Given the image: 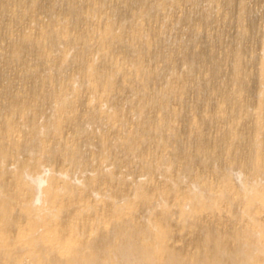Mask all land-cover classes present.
Instances as JSON below:
<instances>
[{
  "label": "bare ground",
  "instance_id": "obj_1",
  "mask_svg": "<svg viewBox=\"0 0 264 264\" xmlns=\"http://www.w3.org/2000/svg\"><path fill=\"white\" fill-rule=\"evenodd\" d=\"M35 1L36 0H5V2H6L5 5H8V7H10V4H11V5H13V8L14 7L21 8V9L25 8L27 10V12L29 11V13H30L31 12L30 10H33V9L36 8V7H34L37 4V3H34ZM59 1L57 0L56 2L59 3ZM75 1L76 0H62L61 2L65 3L63 5L60 4L61 2L58 5H56V2H53L51 4V7L50 8L48 7L49 10L52 9V10H50L47 13V18H48L49 25H48V23L46 21L47 26L45 25L46 24L45 23V24L42 25L43 27H41V30H43L44 34L40 31L42 36L40 38H38V40H35L37 38H33L32 39L31 38L32 36L31 37L28 36L29 34L28 35H24V36L23 35L21 36L19 34L18 36L23 37V38H21V40L18 39V41H20V42H18L17 40H16V42L15 41L11 42V40H13V39H11L12 37L10 36L11 38H8V36H7V35H10L11 30H9V28H6V27H9V25H10V27L12 26L11 24L14 23L13 20H14L15 17L11 18V20H12V21H10L11 23L8 22L10 19L7 20L8 23H3L4 19L8 18V17L6 18V16L10 15V14H9L8 9L4 10L7 6L4 8L3 4L1 3L2 4L1 8L3 7V10L0 8V10H2V11H0V26H1V23L2 24H6V25L8 24L5 28L7 30H9V34H6L7 38L5 36V38L3 40H4V42L8 40V44H10L9 42L12 43V48H11V50L13 51V54H11V55H13L12 57H14L15 59H19L20 60L21 56L24 57L27 52H28L27 54L29 55V52H30L31 55L30 56L27 55L28 58L30 57V59H31V57L33 56L32 54H34V56L38 55L39 59H38L37 56H35L34 59L36 60V57H37V59L40 62L42 61L43 64H45V65L47 64V66L57 62V60L59 58L57 59L56 57H58V56L61 57L60 58V60L62 62V63L60 62L61 63V68H59V70L57 72H56V69L54 70V69H52V67L50 69L48 67H46V68L44 67L45 70H46V71L43 70V71H45L44 73H43L42 70L40 71V69H37L38 71L43 73V76H41L42 73L40 75L38 74L39 77H38V75H35L36 76L35 79H38V81L42 82V85H40V86L37 85V87L39 86L38 87L39 89L41 87L43 88V86L45 87V89L47 88L46 86H48V87L51 86L52 83L56 79L55 76H58V74L61 73L62 71H64V69L66 70V68L72 69V66L74 67L76 65V68H78V71H76L75 68L73 69V70L76 71L75 75L71 76L73 82H71V83L69 82L70 84H64V85L61 84V86L63 85L62 87L59 85L60 89H61V90L59 89L60 92H61V93L59 92L60 97H58V98L56 97L54 99H50L51 96H48L49 97L48 100L50 99L49 102L47 101L48 103H50L48 105L52 106L51 108L54 110L55 113H54V115L52 114L53 117H49V114H48L49 118L47 117V114H45L46 116L45 115L44 116L47 117V118H45L46 120L43 119L44 121L42 120V122H41V120H39L40 118L39 119L36 118L37 117L36 116V114H37L36 112H39L42 108H44L43 107L45 105L44 102L47 103L46 102L47 99H45V101H44V99H42V98L44 96L47 97L45 94L50 95V93L45 92V94H42L43 96L41 95V93L44 92V91H48V90L43 89L44 91H42V92H41V90L38 91V94L41 92L40 95L42 96L41 97V99L43 101V102H41L42 103V108L38 105L39 102H37L36 105H34L32 103L35 107L37 106L36 108H38V106L40 107V109L38 108L39 111L35 107L31 106L32 104H31V102L29 103L27 101L28 99H26V101H27V104L29 103V105L24 104V102L26 103V101H24L25 99L21 103L20 100L22 101L23 98L22 97H21L22 99L18 98L19 94H20L19 92L16 93L17 95L13 92V94H15L17 96V98L19 99V102L21 104V105H18V104L16 105L15 104L16 106L15 105H14L15 107L13 106L14 110H11L12 109L11 105H13L11 103L12 102L15 103L16 101H12V100L9 99V101H11V103L6 102V104L3 103L6 100L3 101V102L1 101L3 104H5V106L7 105V103H8V105L9 104L10 105L9 106L7 105V108L4 107L3 104L0 105V125H1V127H3L5 129V134H0V264H223V263L226 264L227 262H228L227 264H264V246H262L264 244L260 242L261 240H259L260 236L262 237V235H264L263 234L264 231H262V233H261L262 235H260V232H261L260 230H264V229H261V228L264 227V224H263V227L261 226V228H259V229L250 228V226L248 228V226H247L248 224H246L247 228H245V229H242L244 227H240L241 229L239 227H238L239 229H237V228H235V229H233V228H231V229L230 228H225V229L220 228L219 229L218 228L217 229V227H215V226L212 227V228L207 227L208 225H210V224H208L206 226L207 229H205L206 227H203L204 229H202V230L204 232L201 231V232H203V235H200V236H203V237H202L200 243L197 242L198 243L197 244L198 252H197L196 255L191 254V256H189L187 253L183 252L182 250H177V248L174 249V248L171 247V244H170L169 240L171 238L172 233H171V229H170L168 223H169L170 220L172 221V219L176 216L175 212L177 211V209L178 210L179 209L180 210L181 209L186 210V209L189 208V203L185 202V200H188V201L194 200L196 198V196L198 195L196 193H198L199 190L194 191V192L191 190L192 193L191 194L188 193V194H190V196H188V197L186 196L187 194H182L180 196L181 199H179L177 201V204L175 206L177 209H173L172 208L173 205L172 206L168 205V200H167V196H166L167 193H166V195L163 194V193L162 194L160 193L159 194L160 195L159 196L160 197L159 201L156 200L157 204L153 203L151 205V202H152L151 201V199H152L151 194H148L145 191H144V193L140 192V189L139 190L136 189L137 194L135 193V195H137V197H136L137 200L136 201L134 200L133 203L129 201L131 203V205L127 204V206L126 205H121L122 203L125 202L122 199H119L120 201L118 199H114V202L112 204H110L109 207L107 209H105V210H104V208L103 209L99 208L97 206L99 204H97V203H96L97 205H95V203L94 204H89L87 202H80L78 200L77 201L70 200V201H68L66 203H63L65 201V196H64L65 194L63 193L62 190L70 192L71 197H76L77 196V189L74 188L73 187L74 185L70 184V182L67 183V181H66V183H65V181H63L64 182V186L61 185L62 187L61 186L59 187V185L56 182V180H57L56 174L52 173L51 169H50V167H52V165H48V166L46 165V162H47L46 160L48 158L47 155L40 153L41 155L38 157L37 155H38L39 152H36V149H38V147L32 146L29 143L30 142L32 143V140L38 139V138H41V137L42 138L40 139V141H43L46 138L45 135L49 134V133H53L52 136H55V139L57 138V139H59L61 141L62 140V135H63L62 130L64 129V125H66L67 123L74 125L75 126L74 128H76V131H77V135H79L80 134L79 133L80 132V130H79L80 126L78 127V123L77 122H79V124H80L79 115H81V114H79V113H81V112L79 111V113H78V110L76 109L77 106H78L77 103H81L82 104V102H84L83 101L84 99L87 100L86 98L80 100V98L81 97L83 98V96H84V95H82L81 97L79 96L82 91L88 92L87 96H89V98L87 100V104L89 105L88 108H91L90 111L92 110L90 113H88V115H87L88 118H86L84 120V121H87L88 125L91 122H92V124H94V122H95L94 120L96 119L95 117H99L97 110H99V113H101L100 115H102V116H100V118L102 117V119H104V121L107 120L106 122L109 121L110 123L113 122V121H115L116 123L118 122V120L120 119V118H118L119 115H116L114 113L113 114H111V113L108 114L106 112L109 111V110L105 111L106 105H109L110 103H112L114 101L113 99H115V98L117 99V97H118V96L116 97V95H115L116 93H114L115 90H117V92H118V89L115 88V87H118L119 89L121 88L122 91H124L123 89H125V90L128 89L133 94H134V92H137V94H135V95L139 94V96L141 98L139 96H137V99L140 98L138 100L137 106L139 107V110L141 111V112H139L140 115L138 113V117H140V118H138L139 119L138 121H140V120H144V119H141L143 117L142 110L144 111V109H146V107H149V106H151L149 108H151V109L154 108V110H156V108L159 109V110L160 109H164V108H161V105L163 104V102H167L168 100H170L171 96H173L174 91L177 90L176 87L181 85L179 82H181L183 84L186 81H188V79L190 80V78H187L186 80L183 79V78H186V75H188V74L190 75L191 74V76H192L191 78H193L194 75L196 74V72L197 71L199 72V70H197L198 67H196V65H197L196 63H195L196 65H195L192 61H188V62L186 61V64H187L186 65L184 60H183V57H182L181 61H183L184 67L186 68V71L188 72V74L185 71L184 73H186V75L182 79H181L180 76H183V74L182 75L181 74L179 75V73L177 75L175 74L178 77H176L175 75L169 74L171 71L170 72L169 71L166 72V70H170L171 69V65L172 64H176L175 63L176 59H174V60L172 59V61H171L172 63H171L170 66H165L167 64V60H165V62H164V60H162V59H164V58L170 59L171 56L169 58H167L168 56L164 57V55H165L164 53H163L164 55L163 54L159 55V57L160 56L164 57V58H162V57H160V58H161V60L164 63H166L165 65H164L163 62H160V63L157 62L155 64V60L153 59L154 60V65L152 63L153 66L150 67L149 64H151V62L153 61L152 59H151L152 60L151 62L148 61V60H147V62L146 61H142L144 58L147 59V57H148V59H149V58L152 57V55L154 53V48H155V46H154L155 43H153L152 41L155 40L156 38L160 39L159 38L160 34L163 33L162 31L167 28V27L165 29L163 28V30L160 31L159 35L157 34V32H158L157 31L156 34L158 35V37H156V38L154 37V39L151 40V38H153L151 36H153V34H155V33L152 34V32L149 30V29H151L150 25H149V23H151L150 21L157 20V22H158V20H160V19H157V18L160 17L163 14L164 15L166 14L165 16L163 15V19L165 17V19L167 18V20H168L169 17H166V16H168L167 15L168 13H166V12H168V10H169V15L172 13V10L169 9L171 7L170 5H175L174 8L172 6V9H176L177 5H181V3L180 4H176V3H178L177 2L178 0H130V5L132 7L131 9L133 10L134 14H132L133 12H131V13L129 12V15H124L123 12H120L121 14H119L120 8L116 4H118L119 1H121V0H118V3H116L117 1L114 2V3H116V4H114V7H116V8L112 9L113 6L110 7L111 11L108 10V8L106 6H104L109 11V14L112 12L113 15L112 14L111 15L114 16V17H112V16L111 17L113 18L114 23L117 21V20L115 21V19H117V18L119 19L121 16H122L123 19L125 18L124 20L127 23V25H129V28L131 27L132 30H133L131 32V29H129L130 32H131V34L128 33L129 35L127 34V30L128 29L126 30L123 26L122 27L120 26L121 28H118V27L116 28V26H114L116 24L112 23V21H113L112 18L111 17H107V16H110V15L105 16V14H107L108 11L107 12H103L102 11L101 5H104V4H102L103 2L101 3L100 0L99 1H100L101 5H99L100 3L98 4L97 0H86V1L84 0L86 3H82L83 5L79 4L81 0L78 1L79 3L77 1L76 2ZM124 1H126V0L121 1L122 4H123ZM195 1H199V0H195ZM216 1L217 0H215V1L211 0L212 3H214V2L216 3V7L215 8L221 9L220 5L221 4L223 5V3L221 2V4H219L218 3L219 0H218V2H216ZM110 2H111V0H110ZM121 2H120V5L122 7ZM180 2H182V1H180ZM189 2H190V0H189ZM191 2H193V0H191ZM206 2H207V0H206ZM206 2H204V3H206ZM211 2H209L208 5ZM224 2L226 3V0H224ZM217 3H218L220 8L217 7L218 6ZM238 3L240 4V2H238ZM48 4H49V2H48ZM167 4L170 7L167 6ZM195 4H198V2H196ZM195 4H193V6ZM59 5L60 6L61 5L62 6L68 5V7L66 8V6H65V8H63L64 9V11H62L63 14H61L59 11L55 10V11H57L59 13V15H58L53 10H54V8L56 6H59ZM80 5L83 6L82 9L79 7ZM126 5L128 6V4H126ZM201 5H203V4H201ZM240 5H242V4H240ZM240 5H239V7H240ZM214 6L215 5L213 4V7ZM167 7H168V10H167ZM225 7L227 8L229 6H225ZM233 7H235V6L233 5ZM57 8H59V7H57ZM196 8L198 10L197 13H196V11H197ZM196 8H195V10H196L195 13L197 15H200L199 9H198L197 6H196ZM205 8H206V5H205ZM208 8L210 10L209 11V14H210V12H212V10L210 9L209 6H208ZM12 9H10L11 12H12ZM14 9H16V8H14ZM14 9H13V11L15 12ZM128 9H129V7H128ZM242 9L244 10V7ZM121 11H124V10L121 9ZM129 11H131V10L129 9ZM230 11H229V13H230ZM6 12L8 14H5ZM19 12H22V11H18V13ZM25 12L21 13V15L24 14V17H25ZM102 12L104 13V15H103ZM125 12L127 13V11H125ZM243 12H241V13H243ZM205 13L208 14V12H206V11H205ZM245 13H247V12H245ZM74 14H77L78 18L74 17ZM207 14L206 15L205 14H203V15L201 14V16L205 15V16L209 17V15H207ZM13 15L16 16L17 14H13ZM21 15H19L21 18L19 16H17L21 20L15 18L17 20L16 22H19V21L22 22V18L24 20V17H22L23 15L22 16ZM62 15L63 16L65 15L64 16L65 18L67 17L66 15H69V17L71 19H69V17H67L69 20L65 19L66 20L65 21V20H63L64 18H61V17H63ZM119 15H121V16L119 17ZM183 15H185V14H183ZM186 16H187V14H186ZM186 16H184V18ZM213 16H214V14H212V17ZM26 17H27V15H26ZM190 17H192V16L191 15L189 17L187 16L186 19L188 20V18H190ZM122 18H120V19L122 20ZM170 18H172V17H170ZM224 18H226V17H224ZM61 19L65 23H61V22H63V21H61ZM175 19H176V17H175ZM211 19L212 18H210L209 20H211ZM124 20H122V21H124ZM207 20H208V18L206 19V22H207ZM67 21H68V23H66ZM141 21H145V22L148 21V23H147V25H144L143 23H145V22H141ZM212 21H213V19H212ZM233 21H235V20L233 19ZM36 22H35V24H36ZM125 22H123V23H125ZM164 22H165V20H164ZM174 22H175V20H174ZM180 22H181V20H180ZM180 22H178V24ZM182 22H184V21H182ZM189 22H190V20H189ZM195 22L197 23V21H195ZM39 23H41V22H39ZM82 23H87L90 26L86 25V28L84 27L86 30L84 29L82 31V28L81 29L77 28V26H80V24L83 25ZM92 23H94L95 25H93ZM152 23H154V22H152ZM187 23L188 22H186V24ZM91 24H92V26H91ZM142 24L144 26H148L149 25L148 30H146L147 28H144V26ZM211 24L213 25L212 22H211ZM94 26H96V27H94ZM221 26H223V25H221ZM2 27H4V25H2ZM72 27H73V29H72ZM74 27H76V31H77V29L82 31L81 32L82 34L78 33V35H82V36L78 37V36L72 35L70 33V29L71 30H75ZM80 27H82V26H80ZM246 27H248V26H246ZM256 27H258V26H256ZM28 28H29V26H28ZM169 28H170V26H169ZM262 28L264 30V26ZM177 29H178V27H177ZM258 29H260V26H259ZM196 30H197V28H196ZM12 31H13V29H12ZM27 31H29V30H27ZM27 31H26V33H27ZM148 31H150L151 33L148 32ZM168 31L170 33L169 29H168ZM201 31L202 30H200L199 33ZM239 31H241V30L239 29ZM244 31H246V29ZM24 32H25L24 30H23V32L20 31V33H22V34ZM263 32H261V34ZM6 33H8V32H6ZM83 33H84V35H83ZM125 33H126V35L129 36V37L127 36L128 40H127V37H126ZM211 33H209V34H211ZM73 34H74V31H73ZM206 34H207V32H206ZM259 34H260V32H259ZM4 35L2 33V36H4ZM70 35H72L73 37L70 36ZM177 35H178V33H177ZM263 35H264V33H263ZM193 36H195V35H193ZM253 36L256 39V36L254 34H253ZM91 37H94V38L96 37L95 39L93 38L94 40H97L96 41L97 44L94 43L95 45H97L96 47L94 46V44L93 45L91 44L92 43V42H90V40H91L90 38ZM167 37H168V35H167ZM185 37H187V36H185ZM195 37H197V36H195ZM219 37H221V36H219ZM129 38H130V40H129ZM172 38H174V37H172ZM1 39H0V41H1ZM158 39H157V42H160V40H158ZM178 39H176V40H178ZM186 39H188V38H186ZM207 39H208V37H207ZM165 40H166V38H165ZM196 40H198V39H196ZM199 40H201V39H199ZM219 40L221 41V39H219ZM192 41H194V40H192ZM2 42L3 41H1V43ZM178 42H179V40H178ZM187 42H188V40H187ZM182 43H184V42H182ZM261 43L263 44V42H261ZM200 44H203V43H201V41H200ZM163 45L166 47L165 44H163ZM173 45H174V43H173ZM79 46H81V47H79ZM92 46H94L95 48H93ZM198 46L199 45H197V47ZM10 47H11V44H10ZM118 48H119V50L123 49L125 54L122 51L123 55L121 54L122 56H120V55L118 56L117 54H120L119 51H118ZM156 48H158L157 45H156ZM187 48L188 47H186L185 49H187ZM194 48H195V46H194ZM219 48H221V47L219 46ZM239 48H238V50H240ZM242 48H243V46H242ZM247 48H249V47H247ZM116 49H117L118 53L115 55ZM252 49H254V48H252ZM158 50L159 49H157V52H158ZM169 50H170V48H169ZM12 51H11V53H12ZM160 51H162V50H160ZM209 51H211V50H209ZM236 51H237V49H236ZM191 52H192V50H191ZM195 52H196V50H195ZM195 52H193V54ZM1 53H0V56L2 55ZM4 53H6V52H4ZM165 53H166V51H165ZM197 53H198V51H197ZM236 53L234 55H237V56L234 57V55H233V57L236 58V60H235L236 61V65L234 66L233 77H231L232 78V84H233V86L235 88L234 89L235 92L232 95V97H233L232 99H235L234 100L235 102L231 98H230V100L234 102L233 103L234 104L233 107L235 105L237 106L235 108H238V113H240L239 116H243V115H249L250 116V115H252L250 113H253V112H250L251 111L250 109H252V106L243 104L242 102H246L247 103V101H242L241 102L240 98L243 97V98H241L243 100L244 96L242 94H244L245 92L247 94L248 93L247 91L250 90V89H248V88H250V86L248 87V84L250 85L249 81L255 75H253L251 73V71L250 72L248 71L247 73H245L246 71L243 72V70L246 68L244 66L245 64H243L244 68H241L243 66H241L242 64L241 65L239 64V63H241L240 53H241V55H243V54H242L241 50H240L239 53L238 52H236ZM252 53H251L250 56L254 57L252 55ZM199 54H201V53H199ZM4 55H7V54H4ZM89 55H90L91 59H90ZM180 55H182V54H180ZM228 55L230 57V54H228ZM3 56H1V57H3ZM86 56H88V58L90 60H88ZM5 57H3V60H5L4 59ZM23 57L21 58V60L24 59V58H25L24 60H28V59H26L27 58L26 56L24 58ZM155 57H152V58H155L156 61H158L157 55H155ZM189 57L190 56H188L186 58H189ZM252 57H250V58H252ZM54 58H56L57 60H55ZM246 58H247V56H246ZM246 58H244V59H246ZM53 59L55 60V62H54ZM1 60H2V58H1ZM224 60H226V59H224ZM228 60H229V58H228ZM239 60H240V62H239ZM28 61H23L25 66H26V63ZM30 61L28 62L29 65L32 62V61L31 62ZM88 61H89V63H88ZM202 61H204V60H202ZM143 62H146V63H149V64L147 65L146 63L144 64ZM209 62H211V60H209ZM232 62H230V63H232ZM247 62H248V59H247ZM179 63H181V62H179ZM257 63L258 62H256V64ZM12 64H13V62H12ZM218 64H219V62H218ZM167 65H169V64H167ZM198 65H199V63H198ZM7 66H9V68H10L11 65L7 64V65H5L3 67L6 68ZM27 66H28V64H27ZM29 67L31 68L32 65L29 66ZM232 68H233V66H232ZM2 69H4V68H2ZM174 69L176 70V68H174ZM258 69H260V70H258L259 71L258 74H259L260 71H261V68H258ZM6 70L7 69H5L3 71H6ZM37 70H35V71H37ZM246 70H247V68H246ZM249 70H250V68H249ZM30 71H33V70L31 69ZM215 71L216 70H214V73L216 74ZM40 72H36V73H40ZM179 72H180V70H179ZM212 72H213V70H212ZM27 73H28V69H27L26 74ZM29 73H28L29 76L27 75L25 77L27 79V81L29 79L28 77H30V76H31L30 78L33 81H35L34 77L31 75V74H33V72L32 73L29 72ZM53 73H55V74H53ZM165 73L169 74L171 77H174V78L176 77L177 79L175 78V80H179V82L177 81L179 83V85H177V86L175 85L176 87L174 88V86H172L173 84L171 85L172 81H170L169 83H165L166 87H164V88L161 87L163 90L161 88L159 89L161 91H159V90L157 91L156 90L157 92H155L156 93L155 96L153 95L152 98L146 99L147 98L146 95L148 94L147 92L150 90V89H148V87L150 86V83H151L150 81H153L154 79L155 80H160V82H161V80L163 81V79L165 80V78H166L165 76H167V78L169 77ZM171 73H174V72L172 71ZM192 73H194V75ZM218 73L219 72H217V74ZM70 74H72V71H71ZM208 74H209V71H208ZM228 74H229V72H228ZM258 74H256V75L258 76ZM199 75H200V73H199ZM196 76H198V75H196ZM257 76H255V77H257ZM81 77L83 79H81ZM203 77H204V75H203ZM263 77H262V81L264 79ZM150 78H153V79L149 81ZM167 78H166V80H167ZM210 78H212V76ZM3 80H5V82H7L6 79H3ZM57 80H58V78H57ZM80 80H82V81H80ZM175 80H173V81H175ZM182 80H185V82L182 81ZM191 80H193V79H191ZM260 80H261V78L259 79V81ZM38 81L37 80L35 81L33 88L35 87V84H38V83L41 84ZM230 81H231V79H230ZM9 82L10 81H8L7 83H9ZM57 82L55 81V83H57ZM175 82H174V84H175ZM210 82H211V79H210ZM2 83H3V81H2ZM189 83L187 84V86H186V83H185V85L183 84L184 85L183 87L189 88L190 87ZM203 83H201V84H203ZM208 83L209 82H207L206 85ZM117 84L119 86H116ZM195 84H197V82ZM262 84H263V82H262ZM3 85H4V83L2 84V87H4L6 89V91H7L8 88H10L12 86L11 84H10L11 86L6 84V85H8L7 87L5 85L4 86ZM217 85H218V83H217ZM59 86H57V87L59 88ZM200 86L203 87L202 85H200ZM214 86L215 85H213V87ZM230 86H232V85H230ZM233 86H232V89H231L232 92H233ZM194 87H196V86L194 85ZM253 87H255V85ZM12 88H14V85L10 89H12ZM178 88L181 89L182 86L181 87L179 86ZM205 88H206V86H205ZM219 88H220V86H219ZM221 88H223V89H221L222 91L219 90L218 86H217L216 90L218 89L219 91L217 90V92H220L222 94V92L224 90V87L222 86ZM14 89L16 90V87ZM34 89L36 90V88H34ZM121 89H120L119 92H121ZM196 89H197V92H198V89H202L205 92V89L204 88H199V86ZM12 90H11V94H12ZM15 90H13V91H15ZM30 90H32V89H30ZM186 90H185V88H182L181 93H182V91H184V93H185ZM191 90H193V89H191ZM209 90L211 91V89H209ZM216 90H215V92H216ZM225 90H226V88H225ZM225 90L223 92V95H224V93L225 94L228 93L229 95L228 96H225V95L223 96L222 95L221 96V98H222L221 100L227 102L229 97H231V95H230L231 91L230 92L227 91V93H226ZM227 90H230V89H227ZM245 90H247V91H245ZM6 91H4V92L6 93ZM34 91L33 92L31 91V93H33L34 95L37 94L36 93L37 91H35V93H34ZM188 91H190V90H188ZM243 91H244V93H243ZM84 92H82V93L84 94ZM131 92H129V93H131ZM260 92H262V91H260ZM198 93L200 94V92H198ZM220 93L218 95L217 94L216 95L220 96ZM6 94H8V93H6ZM6 94H4V95H6ZM11 94H9L10 96H8V97H11ZM117 94H119V93H117ZM204 94H206V93H204ZM210 94H211V92L209 93V97H210ZM4 95H2L0 97L2 98ZM15 95H13V97ZM213 95H214V92H213ZM16 96H15V98H16ZM31 96H33V95H31ZM114 96H115V98H114ZM34 97L35 96H33V98ZM17 98H16V100H17ZM33 98H31L32 101L37 99V98H40V97H37V98L35 97L34 99ZM250 98H251V95H250ZM252 98H253V96H252ZM2 100H4V97L2 98ZM132 100H133V98H132ZM79 101H82V102H79ZM129 101H131V99H129ZM218 101H220V100H218ZM223 101H220V102L222 103ZM231 101L228 100V103L230 102L229 105L230 104L232 105ZM17 102H18V100H17ZM254 102H252V103H254ZM258 102L259 103H257L255 105L254 109H252V111H255V112L257 111L256 112L257 114L254 113L255 116L254 115L252 116V120H251L252 122H250V123H253L254 126L252 125L253 128L251 127L252 130H253L252 131L253 134L250 133V136L252 134V141H251V139H249L251 142H249L248 145H250V146L252 145L251 147H252L253 150L249 151L250 153H248L249 155H247V157L245 156V159L243 158V156L240 158L241 160L244 159L245 162H243V161L241 162L240 159L238 158L239 154H241L242 151L240 149L239 150L238 149L235 150L236 153L238 151H240V153L238 152L239 154L236 157L239 161H236L237 159L232 156L233 157V159H232L233 161H230L229 164H228L229 165L228 166V176L225 175L229 179V178H232L233 175H236L237 172L238 173L241 172L239 174H243L242 172L244 170H246L247 173H250L252 175L254 180H250L252 178H250L248 180L244 178L245 179V181H244L243 178H242L243 179L242 180L239 177L241 179L242 183H240L241 186H240V188L238 187L239 188L238 191H240V190L241 191H245L246 193H244V194H246V196H244L242 194L243 192L241 193V191L237 192L236 187L232 186L231 185L232 183L229 180H227L229 182L226 181L223 184L224 187H227V189H230L231 193H234V191H233L234 190L233 187H234L235 191H236L235 195L237 194V196L236 197H232V199H229V196L227 194L222 196V198L224 197L227 200V202L230 203V206H232V204H235V203H237L239 201V202H245V203H248V204H251V205H254V204L255 205H259L261 208H264V170H263V168H264V142H262V141H264L262 139L263 136H264V131H263V124H264L263 122H264V120L262 119V117H263L262 116V112H263L264 104L261 103L260 100ZM85 103L86 102H84L83 104H85ZM235 103H237V104H235ZM133 104L134 103H132V105ZM223 104H224V102H223ZM249 104H251V103L249 102ZM1 106H3L2 109H1ZM45 107H47V106H45ZM108 108H109V106H108ZM255 108H256V110H255ZM131 109H132V107H131ZM5 110H8V112H12L11 113L12 116L16 117L17 120H18V118L20 116L19 119L20 120H24L22 122H24L26 125L23 124L21 126L19 123H16L15 122L16 121L15 118H13L14 120H11L12 118H10V117H9L10 119H6V117L2 113ZM35 110H36V112H35ZM139 110H136V111L138 112ZM221 110H222V108H221ZM87 111H89V110H87ZM14 112H15V114H13ZM42 112H45V111L42 109ZM236 112L237 111H235V113L231 112V116L233 114H235V116H237L238 113H236ZM6 113L7 112H5V114ZM16 113L18 114L17 115L18 117L15 116ZM141 113H142V115H141ZM241 113H243V114H241ZM8 114L9 113H7V115ZM84 114L86 115V113H84ZM2 115L5 118H3ZM225 115L226 114H223V115H220L218 117H221L219 119L224 121L225 117H228V118L230 117L229 113H228L229 116H225ZM44 116L42 115V118ZM235 116L233 115L232 117H235ZM169 117L167 116L168 119H169ZM21 118H23V119H21ZM157 118H158L157 121L154 118V120L156 121L155 126H153V127L156 128V129H154V131H157L160 127H163L164 123L165 122L167 123V121H168L166 118L165 119L167 121L165 119H163V116H162V118L160 116L157 117ZM248 118H250V117H248ZM227 119H225V120L228 121L229 119L228 120ZM51 120H53V121H51ZM96 120H98V119H96ZM99 120H101V119H99ZM234 120H235V118H234ZM145 121H146V123H148L146 119L144 120V122ZM169 122H170L169 130L171 129L170 130L171 131L170 139H172V141L173 140L176 141V140H178L177 139L178 135L176 134L177 132H175L173 130L172 125H171L172 124L171 121H169ZM87 123H84V124H87ZM118 123L120 124V122H118ZM142 123H141V125H142ZM96 124H97V122H95V125ZM149 124H150V122H149ZM37 125H40V126H37ZM95 125H92V126H95ZM19 126H21V127H19ZM120 126H123V122L121 123ZM124 126H125V124H124ZM124 126L122 128H124ZM167 126L168 125L166 124V127ZM30 127H32V130H33L31 132H34L33 134H36V135H33V137L34 136H36V137L33 138V139L32 138L30 139V134L29 135L25 134L26 138L25 137L24 138L27 140L28 139L27 136H29V139L27 141L26 140L25 141L24 140L21 141V137L20 138L17 137L18 135L21 134V133L19 134V132H21V130H22V133L25 132V131L30 132V130L27 129V128L30 129ZM231 129H232V127L228 128V130H226L228 132H226V133L228 135L227 139L230 138L229 140H231V139L233 140L232 143H231V145H233L234 140H237L238 138H240L242 136L241 134H243V133L239 132L240 133L239 134L237 132L239 135H241V136H239L236 133V131L233 130L234 128L232 130ZM148 131H146V132H148ZM154 131L152 132V134L155 133ZM17 132H18V134H17ZM159 132H161V131H159ZM192 132L194 133V130ZM223 132L225 133V131H223ZM223 132H222V134H223ZM133 133H135V132H133ZM148 133H150V132H148ZM226 133H225V136H226ZM155 135H157V133H155ZM197 135H199V134H196L195 137H197ZM223 135H222V137H223ZM31 136H32V134H31ZM225 136L223 137L224 139H226ZM156 137H158V136H156ZM243 137H245V136H243ZM198 138H199V136H198ZM242 138H241V140H243ZM64 139H66V138H64ZM193 139L194 138H192V140ZM166 141H167L166 139H162L161 138L159 140V145L166 144L167 143ZM226 141H228V140H226ZM67 142H69V140ZM190 142H192V144H194L193 141H190ZM199 142H198V144H202L203 148H205L203 143L201 142V140ZM81 144L77 142V139H75V140H73L72 143L69 142L67 144V147H65V145H66L65 144L62 147L64 149H61L58 145L56 147L60 148V150L57 149V151L59 153H61V157H62L63 160H65V161H69L70 160L72 164H76V163L79 164L80 163L79 160H76L75 157H76V153L81 151L80 148H81V146H83ZM55 145L52 144V146H50V145H48V146L49 147H55ZM188 145H189V143H188ZM190 145H191V143H190ZM68 146L71 147L72 149H74L73 150L74 151L73 154L68 153V151L66 150V148H68ZM195 146H196V144H195ZM56 147L54 149H56ZM186 147H185V149H186ZM232 147L233 146H231V148ZM240 147L242 148V146H240ZM243 147H245V145ZM128 148L130 150L135 149L134 146L131 145V144L128 146ZM180 148H181V146H180ZM196 148L197 149L201 148L200 151L198 150L196 153L199 152V156H203L204 161L206 159H207V161L209 159H210V161H211V159H214V157L212 155H208V152L206 151V149L202 150V147H200V148L196 147ZM68 149H70V148H68ZM204 150H205V152H204ZM187 151H189V148H188ZM225 151L227 152V150H225ZM35 152H36V154H34ZM133 152H134V150H133ZM228 152H229V149H228ZM227 153H224V154H227ZM231 153H233V150H232ZM222 154H223V152H222ZM244 154H246V153L243 152V154H241V155H244ZM22 155H29L30 157L34 156V158H30L29 157L30 159L27 158L28 160H26V159L24 160V158H21ZM233 155L236 156V154H233ZM187 157L190 158V156H187ZM196 157H197V155H196ZM189 158L186 159V163L185 164L183 163L185 165V167L188 168V169L192 165V158H190V159ZM216 158L214 160H218V158L217 159ZM13 160L15 161V163L18 162L17 164L19 166L17 165L18 167L16 166L15 168L11 169L10 163ZM214 160H212V162ZM212 162H211V164H213ZM239 162H241L243 164H241ZM234 167L236 169H234ZM218 171H219V169H218ZM234 172H236V173H234ZM8 174L11 176V178H13L12 179L13 181L11 182L12 185H13V188L12 187L10 188L11 190H13V193H8V190H6V188L3 185V182L1 181L2 177L6 176ZM244 174H246L245 171H244ZM59 175H61V174H59ZM62 175L68 176L69 174H68V172H64ZM251 175L246 174V176H249V177ZM65 178H67V177H65ZM68 179L70 181V177L69 176H68ZM68 179H65V180H68ZM78 187L79 186H77V188ZM203 187H206V184H203ZM134 188H136V187L134 186ZM144 189L146 190V188H144ZM206 189H208V188L206 187ZM206 189H203V190L206 191ZM26 192L28 194H31L33 202H32V200H31V202H28V203H25V204L16 202L18 199H21V197L25 196ZM179 194H181V193H179ZM43 198L46 200V202L44 204H42V205L35 204L36 201L37 202H41ZM222 198L220 200H222ZM34 199H35V201H34ZM121 200L124 201V202L120 203ZM127 200L128 199H126V201ZM217 201H219V200H217ZM136 203L145 206V208L148 209V211H146L147 213L148 212L152 213L153 211L156 212L155 209H161L162 214H163V215L162 214L161 215L163 216V218H161L162 217L161 216L160 219H159L161 221L158 220V222H157L152 217L153 221H151L150 223H149V221L145 220V221H147V223H149L148 226H145L146 225V223H144L145 221H143V223L145 225L140 223L142 221L139 222V220H137L138 221L137 222L136 219H134V217L132 218L133 215L130 213L131 209L133 208V206ZM158 211L159 210H157V212ZM150 213H148V215H150ZM152 214L154 215V212ZM230 215H231V213H230ZM250 219H251V222L254 223V225L258 223V221H257V219L255 217H252ZM239 221H240V219H239ZM247 222H249V220ZM238 223H240V222H238ZM254 225L252 224V226H254ZM259 227H260V225H259ZM180 232H182V230H180ZM186 237H188V236H186ZM263 242H264V240H263ZM177 244H178V242H177ZM181 249H183V248H181ZM197 249H195V252H196Z\"/></svg>",
  "mask_w": 264,
  "mask_h": 264
},
{
  "label": "rangeland",
  "instance_id": "obj_2",
  "mask_svg": "<svg viewBox=\"0 0 264 264\" xmlns=\"http://www.w3.org/2000/svg\"><path fill=\"white\" fill-rule=\"evenodd\" d=\"M46 1V2H45ZM57 1V0H56ZM55 0H36L34 3H37L36 4V6H34V7H36L35 9H33V10H30L31 12L29 13V11L27 12V10L25 9V8H17V7H14V8H16V9H14L13 8V5H11L10 4V7H8V5H5V0H0V8H1V6H2V4H3V7L5 8L6 6L8 7H6L4 10H7L8 9V11H9V14L10 15H5L6 16V18L7 19H4V22L3 23H11L10 21H12L11 20V18H17V19H19V20H21L20 18V16L19 15H21V13L23 12H25V17H26V15H27V19L24 17V14H22L21 16L22 17H24V20H23V18H22V22L21 21H19V22H16L17 20L14 18V23H12L11 25L13 26H11L10 27V25H9V27H6L7 25L6 24H2L1 23V26H0V31L3 33V35L4 36H2V33L0 34V37L2 38H0L1 39V41H3L2 43H1V41H0V53L2 54L1 56H3L4 54H7V55H4L3 57H5L4 59L5 60H3V57H1L0 56V96H2V95H4V94H6V93H8V94H6V95H4L3 97H4V100H2V98L0 97V102L2 101H5V102H3V103H5L6 104V102H9V103H11V101H9V99L10 100H12V101H16L15 103L14 102H12L11 104H13V105H11L12 106V109L11 110H14L13 109V106L16 104H18V105H21L20 104V102L22 103L23 102V100L24 101H26V99H28L27 101L30 103L31 102V104L33 103L34 105H36L37 104V102H39L38 103V105L42 108V103L41 102H43L42 101V99H44V101H45V99H47L46 100V102L48 101L49 102V100L50 99H54V98H58V97H60V95H59V92H60V86H61V84H70L71 82H73L72 81V78H71V76L73 75H75V73H76V71H78V68H76V65L73 67L72 66V69H68V68H66V70L64 69V71H62L61 73H59L58 74V76H55L56 77V79H55V81L57 82V83H55V81L52 83V85L51 86H46L47 88L45 89V87L43 86V88L41 87L40 89L38 88L40 85H42V82L41 81H38V79H35V75H40L42 72H40L41 70L43 71V70H45V68L46 67H48L49 69L52 67V69H56V72L59 70V68H61V60H60V58L61 57H56V58H54L55 60H57V62H55V60H54V62L55 63H53V64H51V65H48L47 66V64L45 65V64H43V62L41 61H39L38 59H39V56L38 55H35V56H37L38 57V59H37V57H36V60L34 59L35 58V56H34V54H32L33 56V58L31 57V59H30V57L28 58V56H30L31 54H30V52H29V55L26 53L25 54V56L27 57L26 59H30L29 61L32 63H30V65H29V61L28 60H24L25 58V56L23 57V56H21V58L23 57L24 59H22L21 60V58H20V60L19 59H15L14 57H12L13 55H11V54H13V51L11 50V48H12V43L11 42H16V40L18 41V39L19 40H21V38H23V37H20V36H18L19 34L22 36H24V35H28V36H32L31 38L33 39V38H37V39H35V40H38V38H40L42 35H41V32L43 33V30H41V27H43L42 25L43 24H45L46 23V21H47V23H48V25H49V22H48V18H47V13L50 11V10H52V9H50L49 10V8L51 7V4L53 3V2H56ZM59 1V0H58ZM62 0H60L59 1V3L61 2ZM77 2L79 1V0H76ZM75 1V2H76ZM82 1V2H81ZM80 1V3L79 4H81V5H83L82 3H86L84 0H81ZM98 1V4L100 3V1H101V3L102 4H104V5H101V3L99 4V5H101V7H102V11L103 12H107L108 10H110L111 8L110 7H112V9L113 8H116V7H114V4H116V3H118V0H111V2H110V0H97ZM117 1V2H116ZM121 1H123V0H121ZM121 1H119V5L118 4H116L119 8H120V10H119V14H121L120 12H123V14L124 15H129V12L131 13V12H133V10L131 9L132 7H131V5H130V0H126V1H124L123 2V4H122V2ZM129 1V2H128ZM180 1H182V2H180ZM186 1V2H185ZM188 1V2H187ZM195 0H193V2H191V0H190V2H189V0H178L177 2L178 3H176V4H180L181 3V5H177V7H176V9H172V6H173V8L175 7V5H168L167 4V6H169L170 8V10H172V15L170 14L169 15V10H168V7H167V10H168V12H166V13H168L167 15L168 16H166V17H169V19L171 20H167V18L165 19V17H164V19H163V15H161L160 17H158L157 19H160V20H158V22H157V20H154V21H150L151 23H149V25H150V28L151 29H149L151 32H152V34L153 33H155V34H153V36H151V37H153V38H151V40L152 39H154V37L156 38V37H158V35L160 34V31H162L163 30V28L165 29L166 27V29L165 30H163L162 32L165 34H163V33H161L160 34V36H159V38L160 39H158V38H156L155 40H153L152 42L153 43H155L154 44V46H155V48H154V53H153V55H152V57H155V55H157V59H158V61H156V57L155 58H149L148 59V57H147V59L146 58H144L142 61H146L147 62V60L148 61H152L153 59L155 60V64L157 63V62H163L162 60H164V62H165V60H167V64H169V65H167L166 63H164V65L165 66H170L171 65V61H172V59L174 60V59H176V64H172L171 65V69L170 70H166V72H174V73H169V74H171V75H177L178 73H179V75L181 74H183V76H180L181 77V79L183 78V77H185V75H186V73L188 74V72L186 71V68L184 67V63H183V61H181V59H182V57H183V60H184V62H185V64H186V61L188 62V61H192L195 65H196V67H198L197 68V70H199V72L197 71L196 72V74L194 75V73H192L193 75H194V77L193 78H191L192 76H191V74L189 75H186V78H183V79H187V78H190V80L188 79V81L191 83H189L188 81H186L185 82V80H182V81H184L185 83H186V86H187V84L189 83V85H190V87L189 88H187V87H183L184 85H185V83H181V82H179V80H175V78L176 77H178V76H176L175 78L174 77H171L169 74H167V73H165V74H167L169 77L167 78V76H165L166 78H167V80H166V78H165V80L163 79V81L161 80V82H160V80H153V81H150V80H152L153 78H150L149 79V81L151 82L150 83V86L148 87V89H150L146 94L148 95H146V99H149V98H152L153 97V95L155 96V92H157L161 87L162 88H164V87H166L165 85V83H169L170 81H172L171 82V85L172 86H174V88L177 86V85H179V83L181 84V85H179L180 87L182 86V88H185V90L187 91H185V93H184V91H182V93H181V90H182V88L181 89H179L178 87L179 86H177L176 87V91H174V93H173V96H171V98H170V100H168L167 102H163V104L161 105V108H164V109H157L156 108V110H154V108H149V107H151V106H149V107H146V109H144V111L142 110V113H143V117L141 118V119H146L147 120V122L148 123H146V121L144 122V120H140V121H138L139 119L138 118H140V117H138V113L139 112H141L140 110H139V107L137 106V104H138V100L141 98L140 96H139V94L138 95H135V94H137V92H134V94L131 92V91H129L128 89L127 90H125V89H123L124 91H122V89H121V92H119L120 91V89L118 88V87H115V88H117L118 89V92H117V90H115V92L114 93H116L115 95H116V97H117V99L115 98V96H114V98L115 99H113L111 102L112 103H110L109 105H106V109H105V111H107V110H109V111H107L106 113H111V114H116V115H119L118 116V118H120L119 120H118V122H120V124L117 122H115V121H113V122H106L107 120H105L104 121V119H102V117L100 118V116H102V115H100L101 113H99V110H97V112H98V115H99V117H95L96 119H101V120H94L95 122H97V124L95 125V122H94V124H92V122L88 125V123H87V121H84L86 118H88L87 117V115H88V113H90L91 111H90V109L91 108H88L89 107V105L87 104V100H88V98H89V96H87L88 95V92H84V91H82V92H84V94L81 92L80 93V97L82 96V95H84L83 96V98L81 97L80 98V100L81 99H84V98H86L87 100H83L84 102H86L85 104H83L84 102H82V101H79V102H82V104L81 103H77V110H78V113H79V111L81 112V113H79V114H81V115H79V121H80V124H79V122H77L78 123V127H79V130H80V134L79 135H77V131H76V128H74L75 126L74 125H72V124H66V125H64V129L62 130V133H63V135H62V140L60 141L59 139H55V136H52L53 135V133H49V134H46L45 135V139L43 140V141H40V139L42 138H38V139H34V140H32V143L30 142L29 144H31L32 146H35V147H38V149H36V152H39L38 153V157L41 155V154H45V155H47V162H46V165L48 166V165H52V167H50V169H51V172L52 173H55L56 174V178H57V180H56V182H57V184L59 185V187L62 185V186H64V182L63 181H65V183H66V181H67V183H69L70 182V184H72V185H74L73 187L74 188H76L77 189V196L76 197H71V195H70V192H68V191H65V190H62L63 191V193L65 194L64 196H65V201L63 202V203H66V202H68V201H70V200H75V201H80V202H87V203H89V204H94L95 203V205H97V204H99V205H97L99 208H104V210L105 209H107L108 207H109V205L110 204H112L113 202H114V199H122V200H124V201H122L121 200V202L120 203H122V202H124V203H122L121 205H126L127 206V204H129V205H131V203L130 202H134V200L136 201L137 200V195H135V193L137 194V191H136V189L137 190H139L140 189V192H143L144 193V191L145 192H147L148 194H151V196H152V199H151V205L154 203V204H157V201H159V194L161 193H163V194H165L166 195V193H167V200H168V205H170V206H172L173 205V209H177L175 206H176V204H177V201L179 200V199H181V195L182 194H187L186 196L188 197V196H190V194L192 193L191 192V190L194 192V191H197V190H199V192L198 193H196V194H198L197 196H196V198L194 199V200H190V201H188V200H185V202H187V203H189V208L188 209H186V210H183V209H177V211L175 212L176 213V216L172 219V221L170 220L169 221V223H168V225H169V227H170V229H171V233H172V235H171V238H170V244H171V247L172 248H174V249H176L177 248V250H182L183 252H185V253H187L189 256H191V254H193V255H196L197 254V252H198V249H197V244L198 243H200V241H201V239H202V237L203 236H200V235H203V230L202 229H204L203 227H206L208 224H210V225H208L207 227H210V228H212V227H217V229L219 228H223V229H225V228H233V229H235V228H237V229H239L240 227H244V228H242V229H245V228H247V226H248V228H249V226H250V228H255V229H259V228H261V226L263 227V224H264V208H261L259 205H251V204H248V203H245V202H237V203H235V204H232V206H230V203L229 202H227V200L223 197L222 198V196H224V195H228L229 196V199H232V197H236L237 196V194L235 195V193H236V191H235V188L234 187H236V190H237V192H240V191H238L239 190V188H240V186H241V184L240 183H242V181H241V179L243 178H245V179H250V178H252V179H250V180H254L253 179V177H252V175L250 174V173H247L246 172V170H244L245 171V173L246 174H248V175H251L250 177L249 176H246V174H244V171L242 172L243 174H239V173H241V172H234V173H236V175H233L232 176V178H227L226 176H228V164H229V162L230 161H233L232 159H233V157H237L238 156V154L240 153V151H238L237 153H236V151L235 150H241L242 151V153L241 154H243V152H245L246 154H244V155H241V154H239V156H238V158L240 159L242 156H243V158L245 159V156L247 157V155H249L248 153H250L249 151H251V150H253L252 149V145L250 146V145H248L249 144V142H251L252 141V134H253V130H252V125H253V123H250V122H252L251 120H252V116L254 115V113H256L255 111H252V109H254V107H255V105L257 104V103H259L258 101L260 100V102L261 103H263L264 104V79H263V81H262V77L264 76V35H263V26H264V0H226V3L224 2V0H219V2H218V0L216 1V2H218L219 4H221V2L223 3V5L221 4L220 6H221V9H217V8H215L216 7V3L214 2V3H212L211 2V0H207V2H206V0H199V1H195ZM211 2L209 5H208V3L209 2ZM215 1V0H214ZM233 1V2H232ZM48 2H49V4H48ZM114 2H116V3H114ZM120 2H121V4H122V7H121V5H120ZM128 2V3H127ZM196 2H198V4H195ZM204 2H206V3H204ZM238 2H240V4H242V5H240ZM243 2V3H242ZM2 3V4H1ZM45 3V4H44ZM59 3H57L56 2V5H58ZM67 3V2H66ZM77 3V4H78ZM164 3V2H163ZM203 4V5H201V4ZM218 3H217V5H218ZM229 3V4H228ZM8 4V3H7ZM60 4H65L64 2L62 3H60ZM112 4V5H111ZM126 4H128V6L126 5ZM193 4H195L194 6H193ZM213 4L215 5L214 7H213ZM240 5V7H239V5ZM5 5V6H4ZM35 5V4H34ZM42 5V6H41ZM50 5V6H49ZM56 6L55 8H54V12H56V14H58L59 15V13L57 12V11H59L61 14H63L62 13V11H64V9L63 8H65V6H66V8L68 7V5H64V6ZM79 6L81 9L83 8V6ZM166 5V4H165ZM205 5H206V8H205ZM231 5V6H230ZM233 5L235 6V7H233ZM104 6H106L107 8H108V10H107V8H105ZM109 6V7H108ZM125 6V7H124ZM182 8H181V7ZM196 6L198 7V9H199V13H200V15H197L196 13L198 12V10H197V8H196ZM208 6L210 7V9L212 10V12H210V14H209V8H208ZM212 6V7H211ZM225 6H229V7H225ZM242 6V7H241ZM3 7L1 8L2 10H3ZM49 7V8H48ZM57 7H59V8H57ZM128 7H129V9L131 10V11H129V9H128ZM204 9H203V8ZM218 8H220L219 7V5L217 6ZM223 7V8H222ZM244 7V10L242 9ZM15 10V12L13 11V9ZM187 8V9H186ZM195 8H196V10H195ZM208 8V9H207ZM213 8V9H212ZM235 8V9H234ZM239 8V9H238ZM10 9H12V12H11V10ZM121 9L122 10H124V11H121ZM183 9V10H182ZM204 11H203V10ZM241 9V10H240ZM2 10H0V11H2ZM48 10V11H47ZM55 10H57V11H55ZM176 10V11H175ZM182 10V11H181ZM219 10V11H218ZM231 10V11H230ZM18 11H22V12H19L18 13ZM33 11V12H32ZM111 11V10H110ZM125 11H127V13L125 12ZM176 13H175V12ZM186 13H185V12ZM191 11V12H190ZM195 11H196V13H195ZM205 11L206 12H208V14L207 13H205ZM229 11H230V13H229ZM244 11V12H243ZM102 12V13H103ZM125 12V13H124ZM184 12V13H183ZM189 12V13H188ZM218 12V13H217ZM223 12V13H222ZM229 14H228V13ZM241 12H243V13H241ZM245 12H247V13H245ZM28 13V14H27ZM193 13V14H192ZM198 13V14H199ZM233 13V14H232ZM5 14H8L7 12L5 13ZM12 14V15H11ZM13 14H17L16 16L15 15H13ZM60 14V15H61ZM112 12L109 14V11H108V13L107 14H105V16H107V15H110V16H107V17H111L112 15ZM122 14V15H123ZM132 14H134V12L132 13ZM183 14H185V15H183ZM186 14H187V16L189 17L190 15L192 16V17H190V18H188V20L186 19ZM201 14L203 15V14H207V15H209V17H207V16H201ZM212 14H214V16L212 17ZM222 14V15H221ZM228 14V15H227ZM232 16H231V15ZM235 14V15H234ZM46 15V16H45ZM57 15V16H58ZM103 15H104V13H103ZM166 15V14H165ZM164 15V16H165ZM174 15V16H173ZM225 15V16H224ZM10 16V17H9ZM13 16V17H12ZM17 16H19V17H17ZM63 16V15H62ZM65 16V15H64ZM61 17V18H64L63 20H69V19H71L70 17H69V15H66L67 17H69V19L66 17ZM78 15L77 14H74V17H77ZM121 15H119V17H120ZM184 16H186L185 18H184ZM201 18H199V17ZM234 16V17H233ZM30 17V18H29ZM112 17H114V16H112ZM111 17V18H112ZM124 17V16H123ZM126 17V16H125ZM170 17H172V18H170ZM175 17H176V19H175ZM197 17V18H196ZM206 17V18H205ZM223 17V18H222ZM224 17H226V18H224ZM239 17V18H238ZM78 18V17H77ZM117 18V17H116ZM120 18H122V16L120 17ZM115 19V21L118 23H114V20H113V18H112V23L113 24H116V25H114V26H116V28L118 27V28H121L122 26L127 30V34L128 33H130L131 34V32L133 31L132 30V28L130 27L129 28V25H127V23L125 22V18L123 19L122 18V20H124V21H122L121 19ZM178 18V19H177ZM193 18V19H192ZM208 18V20L210 19V18H212L213 19V21H212V19L211 20H207V22H206V19ZM243 18V19H242ZM10 19V20H9ZM29 19V20H28ZM38 19V20H37ZM60 19V18H59ZM183 19V20H182ZM197 19V20H196ZM221 19V20H220ZM233 19L235 20V21H233ZM245 19V20H244ZM6 20V21H5ZM7 20H9L8 22H7ZM62 19H61V21H63ZM65 20V21H66ZM120 20V21H119ZM164 20H165V22H164ZM174 20H175V22H174ZM180 20H181V22H180ZM187 20V21H186ZM189 20H190V22H189ZM200 22H199V21ZM203 20V21H202ZM216 20V21H215ZM219 20V21H218ZM225 20V21H224ZM240 20V21H239ZM37 21V22H36ZM122 21V22H121ZM149 21V20H148ZM148 21H141V22H145V23H143L144 25H147V23H148ZM167 21V22H166ZM182 21H184V22H182ZM195 21H197V23L195 22ZM238 21V22H237ZM249 21V22H248ZM25 22V23H24ZM35 22H36V24H35ZM39 22H41V23H39ZM123 22H125V23H123ZM140 22V23H141ZM152 22H154V23H152ZM156 22V23H155ZM178 22H180L179 24H178ZM186 22H188L187 24H186ZM194 22V23H193ZM211 22L213 23V25L211 24ZM219 22V23H218ZM47 23L45 24L46 26H47ZM61 23H65L64 21L63 22H61ZM66 23H68V21L66 22ZM172 23V24H171ZM185 23V24H184ZM191 23V24H190ZM193 23V24H192ZM240 23V24H239ZM263 23V24H262ZM30 24V25H29ZM83 25H81L80 24V26H82V27H80V26H77V28H82V31L86 28V25L88 26L89 24H87V23H82ZM85 24V25H84ZM93 25H95L94 23H92ZM92 24H91V26H92ZM142 24V25H143ZM169 24V25H168ZM200 24V25H199ZM203 24V25H202ZM206 24V25H205ZM216 24V25H215ZM220 24V25H219ZM249 24V25H248ZM257 24V25H256ZM2 25H4V27H2ZM44 25V26H45ZM128 27H127V26ZM143 25V26H144ZM149 25L148 26H144V28H147L146 30H148V28H149ZM153 25V26H152ZM172 25V26H171ZM209 25V26H208ZM221 25H223V26H221ZM255 25V26H254ZM28 26H29V28H28ZM90 26V25H89ZM121 26V27H120ZM169 26H170V28H169ZM181 28H180V27ZM205 26V27H204ZM212 26V27H211ZM219 26V27H218ZM246 26H248V27H246ZM256 26H258V27H256ZM259 26H260V29H258L259 28ZM262 26V27H261ZM2 27V28H1ZM9 28V30H11V32H10V35H7L8 36V38H11V39H13V40H11V42H9L10 44H11V47H10V44H8V40L7 41H5L4 42V38H5V36H6V34H9V30H7L6 28ZM85 27V28H84ZM94 27H96V26H94ZM134 27V26H133ZM161 27V28H160ZM176 27V28H175ZM177 27H178V29H177ZM244 27V28H243ZM251 27V28H250ZM253 27V28H252ZM256 29H255V28ZM11 28V29H10ZM18 28V29H17ZM22 28V29H21ZM27 28V29H26ZM123 28V29H124ZM187 28V29H186ZM190 28V29H189ZM196 28H197V30H196ZM202 28V29H201ZM217 28V29H216ZM219 28V29H218ZM12 29H13V31H12ZM15 29V30H14ZM20 29V30H19ZM72 29H73V27H72ZM74 29L75 30H71L70 29V33L72 34V35H75V36H82V35H78V33L80 34L82 31H80L79 29H77V31H76V27H74ZM129 29H131V32H130V30ZM168 29L170 30V33H169V31H168ZM172 29V30H171ZM186 29V30H185ZM239 29L242 31H239ZM246 29V31H244ZM248 29V30H247ZM18 30V31H17ZM23 30L25 31L23 34L22 33H20V31L21 32H23ZM27 30H29V31H27ZM86 30V29H85ZM156 30V31H155ZM175 30V31H174ZM191 30V31H190ZM194 30V31H193ZM200 30H202L200 33H199V31ZM209 30V31H208ZM219 30V31H218ZM254 30V31H253ZM263 30V31H262ZM18 33H17V32ZM26 31H27V33H26ZM41 31V32H40ZM72 31V32H71ZM73 31H74V34H73ZM129 31V32H128ZM150 31H148V32H150ZM155 31V32H154ZM159 33H158V32ZM165 31V32H164ZM168 31V32H167ZM183 31V32H182ZM185 31V32H184ZM189 31V32H188ZM214 31V32H213ZM218 31V32H217ZM239 31V32H238ZM6 32H8V33H6ZM15 32V33H14ZM150 32V33H151ZM156 32H157V34H156ZM172 32V33H171ZM174 32V33H173ZM176 32V33H175ZM182 32V33H181ZM187 32V33H186ZM192 34H191V33ZM206 32H207V34H206ZM214 34H212V33ZM220 32V33H219ZM242 34H241V33ZM246 32V33H245ZM256 32V33H255ZM258 32V33H257ZM259 32H260V34H259ZM261 32H263L262 34H261ZM177 33H178V35H177ZM189 33V34H188ZM195 33V34H194ZM209 33H211V34H209ZM44 34V33H43ZM82 34V33H81ZM151 34V35H152ZM253 34L256 36V39H255V37L253 36ZM13 35V36H12ZM72 35H70V36H72ZM83 35H84V33H83ZM125 35H126V33H125ZM129 35V34H128ZM128 35H126V37L128 36ZM157 35V36H156ZM163 37H162V36ZM167 35H168V37H167ZM193 35H195V36H197V37H195V36H193ZM199 35V36H198ZM202 35V36H201ZM7 36H6V38H7ZM11 36V37H10ZM185 36H187V37H185ZM192 36V37H191ZM201 36V37H200ZM217 36V37H216ZM219 36H221V37H219ZM261 38H260V37ZM263 36V37H262ZM73 37V36H72ZM129 37V36H128ZM128 37H127V40H128ZM162 37V38H161ZM172 37H174V38H172ZM183 39H182V38ZM191 39H190V38ZM195 37V38H194ZM207 37H208V39H207ZM94 37H91L90 39V42H92L91 44L93 45L94 43H96L97 44V40H94L93 39ZM165 38H166V40H165ZM168 38V39H167ZM172 40H171V39ZM179 38V39H178ZM186 38H188V39H186ZM193 38V39H192ZM217 38V39H216ZM236 38V39H235ZM256 40H254V39ZM15 39V40H14ZM157 39L158 40H160V42H157ZM170 39V40H169ZM175 39V40H174ZM176 39H178L179 40V42H178V40H176ZM183 41H182V40ZM186 39V40H185ZM196 39H198V40H196ZM199 39H201V40H199ZM208 41H207V40ZM219 39H221V41L219 40ZM129 40H130V38H129ZM187 40H188V42H187ZM192 40H194V41H192ZM233 40V41H232ZM238 40V41H237ZM241 40V41H240ZM163 41V42H162ZM200 41H201V43H203V44H200ZM211 41V42H210ZM219 41V42H218ZM240 41V42H239ZM18 42H20V41H18ZM157 42V43H156ZM167 42V43H166ZM169 42V43H168ZM181 42V43H180ZM182 42H184V43H182ZM205 42V43H204ZM209 42V43H208ZM232 42V43H231ZM238 42V43H237ZM244 42V43H243ZM261 42H263V44L261 43ZM173 43H174V45H173ZM187 43V44H186ZM192 43V44H191ZM219 43V44H218ZM163 44H165L166 45V47L163 45ZM168 44V45H167ZM171 44V45H170ZM190 44V45H189ZM243 44V45H242ZM156 45H157V47L158 48H156ZM159 45V46H158ZM161 45V46H160ZM176 45V46H175ZM195 46V48H194V46ZM197 45H199L198 47H197ZM207 45V46H206ZM216 45V46H215ZM221 47V48H219V46ZM250 45V46H249ZM258 45V46H257ZM94 46L96 47L97 45H95L94 44ZM94 46H92L93 48H95ZM170 46V47H169ZM201 46V47H200ZM204 48H203V47ZM242 46H243V48H242ZM79 47H81V46H79ZM170 48V50H169V48ZM176 49H175V48ZM186 47H188L187 49H185ZM193 47V48H192ZM213 49H212V48ZM227 47V48H226ZM229 47V48H228ZM240 47V48H239ZM247 47H249V48H247ZM190 48V49H189ZM197 48V49H196ZM206 48V49H205ZM235 48V49H234ZM238 48L241 50V52H242V54L243 55H241V53H240V60H241V63H239L240 62V60H239V64L241 65V66H243V64H245L244 66L247 68V70H246V68L243 70V72H245V73H247L248 71L250 72L251 71V73L253 74V75H255V76H257L256 74H258V70H260V69H258V68H261V71H260V73L258 74V76L257 77H255V76H253V78H251L250 79V81H249V83H250V85L248 84V87L250 86V88H248V89H250L249 91H247V90H245V91H247L248 93L246 94V92L244 93V91H243V93L244 94H242L243 96H244V99L242 100L241 98H243V97H241L240 98V101L242 102V101H247V103L246 102H242L243 104H246V105H251L252 106V109H250L251 111L250 112H253V113H250V114H252V115H243V116H239L240 115V113H238V108H235V107H237L236 105L233 107V103L235 102L234 100L235 99H232L233 97H232V95H233V93L235 92L234 91V86H233V84H232V78L231 77H233V70H234V66L236 65V58H234L235 56H237V55H234L236 52H240V50H238ZM252 48H254V49H252ZM157 49H159L158 50V52H157ZM178 49V50H177ZM180 49V50H179ZM205 51H204V50ZM222 49V50H221ZM236 49H237V51H236ZM246 49V50H245ZM96 50V49H95ZM160 50H162V51H160ZM164 50V51H163ZM176 50V51H175ZM191 50H192V52H191ZM195 50H196V52H195ZM209 50H211V51H209ZM11 51H12V53H11ZM116 51H117V49H116ZM115 51V55L118 53V51H119V53L120 54H117L118 56L120 55V56H122L123 55V53H122V51L124 52V50L123 49H121V50H119V48H118V51L116 52ZM165 51H166V53H165ZM170 51V52H169ZM175 51V52H174ZM179 51V52H178ZM184 51V52H183ZM197 51H198V53H197ZM218 51V52H217ZM233 51V52H232ZM4 52H6V53H4ZM10 52V53H9ZM182 52V53H181ZM193 52H195L194 54H193ZM213 54H212V53ZM215 52V53H214ZM230 52V53H229ZM253 52V53H252ZM256 52V53H255ZM4 53V54H3ZM157 53V54H156ZM161 53V54H160ZM165 55H164V54ZM174 53V54H173ZM187 53V54H186ZM199 53H201V54H199ZM220 53V54H219ZM222 53V54H221ZM251 53H252V55L254 56V57H252V56H250L251 55ZM122 54V55H121ZM124 54H125V52H124ZM164 55V57H167V58H169L170 56V59H166V58H164L163 56H160V57H162V58H164V59H162L161 60V58L159 57V55ZM168 54V55H167ZM170 54V55H169ZM180 54H182V55H180ZM212 54V55H211ZM228 54H230V57H229V55ZM237 54V53H236ZM258 54V55H257ZM263 54V55H262ZM10 55V56H9ZM28 55V56H27ZM206 55V56H205ZM210 55V56H209ZM225 55V56H224ZM233 55H234V57H233ZM262 55V56H261ZM173 56V57H172ZM188 56H190L189 58H186V57H188ZM224 56V57H223ZM246 56H247V58H246ZM257 56V57H256ZM261 56V57H260ZM87 57V59L88 60H90L91 59V57H90V55H89V57H90V59L88 58V56H86ZM85 57V58H86ZM175 57V58H174ZM185 57V58H184ZM199 57V58H198ZM206 57V58H205ZM211 57V58H210ZM213 57V58H212ZM250 57H252V58H250ZM263 57V58H262ZM1 58H2V60H1ZM14 58V59H13ZM84 58V59H85ZM179 58V59H178ZM192 58V59H191ZM203 58V59H202ZM228 58H229V60H228ZM233 58V59H232ZM242 58V59H241ZM244 58H246V59H244ZM255 58V59H254ZM34 59V60H33ZM152 59V60H151ZM189 59V60H188ZM200 59V60H199ZM224 59H226V60H224ZM232 59V60H231ZM244 59V60H243ZM247 59H248V62H247ZM259 61H258V60ZM15 60V61H14ZM86 60V59H85ZM154 60L151 62V64H149V63H146V62H143L144 64L146 63L147 65L149 64L150 65V67H152L153 65H154ZM169 60V61H168ZM202 60H204V61H202ZM209 60H211V62H209ZM217 60V61H216ZM17 61V62H16ZM23 61H28L27 63H26V66H27V64H28V66L26 67L25 66V64L23 63ZM208 61V62H207ZM215 63H214V62ZM224 61V62H223ZM233 61V62H232ZM250 61V62H249ZM10 62V63H9ZM12 62H13V64H12ZM53 62V61H52ZM61 62V63H60ZM91 62V61H90ZM170 62V63H169ZM178 62V63H177ZM179 62H181V63H179ZM203 62V63H202ZM218 62H219V64H218ZM230 62H232V63H230ZM256 62H258L257 64H256ZM3 63V64H2ZM10 64L11 66H10V68H9V66H7L6 68L5 67H3V66H5V65H7V64ZM39 65H38V64ZM88 63H89V61H88ZM152 63H153V65H152ZM162 63V64H163ZM198 63H199V65H198ZM205 63V64H204ZM226 63V64H225ZM231 65H230V64ZM247 63V64H246ZM161 64V65H162ZM203 66H202V65ZM207 64V65H206ZM217 64V65H216ZM15 65V66H14ZM32 65V67L30 68L29 66H31ZM42 65V66H41ZM44 65V66H43ZM53 65V66H52ZM174 65V66H173ZM178 67H177V66ZM180 65V66H179ZM187 65V64H186ZM185 65V66H186ZM210 65V66H209ZM239 65V66H240ZM247 65V66H246ZM257 67H256V66ZM261 65V66H260ZM14 66V67H13ZM173 66V67H172ZM206 66V67H205ZM232 66H233V68H232ZM244 66L243 67H241V68H244ZM249 66V67H248ZM12 67V68H11ZM29 67V68H28ZM36 67V68H35ZM45 67V68H44ZM71 67V66H70ZM180 67V68H179ZM222 67V68H221ZM2 68H4V69H2ZM17 68V69H16ZM35 68V69H34ZM58 68V69H57ZM75 68V70H73ZM173 68V69H172ZM174 68H176V70L174 69ZM209 68V69H208ZM217 68V69H216ZM249 68H250V70H249ZM252 68V69H251ZM5 69H7L6 71H3V70H5ZM9 69V70H8ZM16 69V70H15ZM27 69H28V73L29 72H33V74H31L33 77H34V79H35V81L37 80L38 82H40L41 84H35V87L34 88H36V90L33 88V86H34V83H35V81H33L30 77H28L29 79H28V81H27V79L25 78L27 75H28V73L26 74V72H27ZM33 70V71H30V70ZM37 69H40V71H38ZM51 69V70H52ZM182 69V70H181ZM205 69V70H204ZM225 69V70H224ZM230 69V70H229ZM35 70H37V71H35ZM179 70H180V72H179ZM196 70V69H195ZM212 70H213V72H212ZM214 70H216L215 72H216V74H217V72H219L217 75L214 73ZM257 70V71H256ZM35 71V72H34ZM46 71V70H45ZM45 71H43V73L45 72ZM71 71H72V74H70L71 73ZM183 73H182V72ZM186 71V73H184ZM208 71H209V74H208ZM36 72H40V73H36ZM228 72H229V74H228ZM254 72V73H253ZM263 74H262V73ZM36 73V74H35ZM43 73H42V75L41 76H43ZM74 73V74H73ZM198 73V74H197ZM199 73H200V75H199ZM204 73V74H203ZM24 74V75H23ZM30 74V73H29ZM53 74H55V73H53ZM62 74V75H61ZM202 74V75H201ZM210 76H212V78H210L208 75ZM214 74V75H213ZM228 74V75H227ZM39 75H38V77H39ZM196 75H198V76H196ZM203 75H204V77H203ZM261 75V76H260ZM24 76V77H23ZM29 76V75H28ZM202 76V77H201ZM218 78H217V77ZM229 76V77H228ZM32 77V78H33ZM37 77V78H38ZM171 77V78H170ZM200 77V78H199ZM228 77V78H227ZM25 78V79H24ZM57 78H58V80H57ZM174 78V79H173ZM203 78V79H202ZM227 78V79H226ZM257 78V79H256ZM261 78V80L259 81V79ZM264 78V77H263ZM3 79H6V81L8 82V81H10L9 83L12 85H10L9 83H7V82H5V80H3ZM81 79H83L82 77H81ZM175 80V81H173V80ZM177 79V78H176ZM180 79V80H181ZM191 79H193V80H191ZM199 79V80H198ZM210 79H211V82H210ZM216 79V80H215ZM230 79H231V81H230ZM255 79V80H254ZM24 80V81H23ZM196 80V81H195ZM204 82H202V81ZM208 80V81H207ZM219 80V81H218ZM228 80V81H227ZM2 81H3V83H4V85L7 87L8 85H10L11 87H13V85H14V88L16 87V90L14 89V88H12L13 90H15V91H13L12 89H10V88H8L7 89V91H6V89L4 88V87H2ZM31 81V82H30ZM80 81H82V80H80ZM179 83H178V82ZM225 83H223V82ZM28 82V83H27ZM70 82V83H69ZM174 82H175V84H174ZM188 82V83H187ZM194 82V83H193ZM197 82V84H195ZM203 83V84H201V83ZM207 82H209L207 85H206V83ZM213 82V83H212ZM258 82V83H257ZM260 82V83H259ZM262 82H263V84H262ZM2 83V84H1ZM37 83V82H36ZM217 83H218V85H217ZM254 83V84H253ZM6 84H8V85H6ZM163 84V85H162ZM205 84V85H204ZM210 84V85H209ZM221 84V85H220ZM232 85L233 86V92L231 91V89H232V86H230V85ZM260 84V85H259ZM3 85V86H4ZM37 85H39L38 87H37ZM48 85V84H47ZM60 85V86H59ZM62 85V86H63ZM176 85V86H175ZM188 85V86H189ZM194 85L196 86V87H194ZM200 85H202L203 87H201ZM213 85H215L214 87H213ZM226 85V86H225ZM255 85V87H253ZM57 86H59V88L57 87ZM61 86V87H62ZM116 86H119L118 84L116 85ZM199 86V88H204L205 89V92H204V90H202V89H198V92H200V94L197 92V87ZM205 86H206V88H205ZM211 86V87H210ZM217 86H218V89L219 90H221V89H223V88H221L222 86L224 87V90H225V88H226V90H225V92L227 93V91H231L230 93V95H231V97H229V101H231L230 100V98L234 101H231V103H232V105L230 104L229 105V103H228V100H227V102L226 101H223V100H221L222 98H221V96L223 95V92H224V90H223V92H222V94L220 93V92H217V90H216V88H217ZM219 86H220V88H219ZM261 88H260V87ZM208 87V88H207ZM231 87V88H230ZM259 87V88H258ZM39 90H38V89ZM161 88V89H162ZM193 89V90H191V89ZM195 88V89H194ZM255 88V89H254ZM30 89H32V90H30ZM43 89H45V90H48V91H44ZM60 89V90H59ZM180 91H179V90ZM207 89V90H206ZM209 89H211V91L209 90ZM213 89V90H212ZM227 89H230V90H227ZM11 90H12V94H11ZM37 91L36 93L37 94H33V93H31V91L33 92V91ZM41 90V92L42 91H44V92H40L41 93V95L42 94H45V92H48V93H50V95H48V94H45L47 97H43L42 99H41V97L43 96H41L40 95V93L38 94V91H40ZM157 90V91H156ZM163 90V89H162ZM184 90V89H183ZM188 90H190V91H188ZM201 90V91H200ZM215 90H216V92H215ZM218 90V91H219ZM252 90V91H251ZM4 91H6V93L4 92ZM9 91V92H8ZM35 91H34V93H35ZM131 92V93H129V92ZM159 91H161V90H159ZM222 91V90H221ZM259 91V92H258ZM260 91H262V92H260ZM13 92L16 94V93H20L19 94V99H22V101L20 100V102H19V99L17 98V94L15 95V94H13ZM128 92V93H127ZM196 92V93H195ZM211 92V94H210V97H209V93ZM213 92H214V95H213ZM256 92V93H255ZM258 92V93H257ZM31 93V94H30ZM61 93V92H60ZM117 93H119V94H117ZM184 93V94H183ZM188 93V94H187ZM204 93H206V94H204ZM220 93V96H217L218 94ZM2 94V95H1ZM9 94H11V97H8V96H10ZM208 94V95H207ZM217 94V95H216ZM246 94V95H245ZM260 94V95H259ZM13 95H15L16 96V98H17V100H18V102H17V100H16V98H15V96L13 97ZM31 95H33V96H35L36 98L37 97H40V98H37V99H35V100H33L32 101V99L31 98H33V96H31ZM38 95V96H37ZM40 95V96H39ZM133 97H132V96ZM135 95V96H134ZM141 95V94H140ZM224 95L225 96H228L229 94L227 93V94H225L224 93ZM223 95V96H224ZM241 95V96H242ZM249 95V96H248ZM250 95H251V98H252V96H253V98L251 99L250 98ZM48 96H51L50 97V99L48 100ZM130 96V97H129ZM137 96H139L140 98H138L137 99ZM176 96V97H175ZM178 96V97H177ZM213 98H212V97ZM258 96V97H257ZM8 97V98H7ZM13 97V98H12ZM22 97V98H21ZM34 97V98H35ZM217 97V98H216ZM256 97V98H255ZM15 98V99H14ZM33 98V99H34ZM132 98H133V100H132ZM211 98V99H210ZM248 98V99H247ZM31 101H30V100ZM129 99H131V101H129ZM8 100V101H7ZM38 100V101H37ZM218 100H220V101H223L224 102V104L226 105H224L223 104V102L221 103L220 101H218ZM256 100V101H255ZM27 101H26V103L24 102V104H27ZM218 101V102H217ZM255 101V102H254ZM0 103V105H2L3 103ZM45 103L44 102V108H42L45 112H42V109L39 111V109H40V107L38 106V108H36L33 104L31 105V106H33V107H35L36 109H38V111L39 112H36V110H35V112L37 113L36 114V118L37 119H39V120H41V122H42V120L44 119V120H46L45 118H47L48 117V114H49V117H53L52 116V114L54 115V110L51 108L52 106H50V105H48V104H50V103ZM226 102V103H225ZM249 102L251 103V104H249ZM252 102H254V103H252ZM29 103L27 104V105H29ZM114 103V104H113ZM132 103H136L135 105L133 104L132 105ZM220 103V104H219ZM5 104H3L4 105V107H6L7 108V105H8V103H7V105L5 106ZM87 104V105H86ZM228 104V105H227ZM235 104H237V103H235ZM242 104V105H243ZM10 105V104H9ZM8 105V106H9ZM15 105V106H16ZM112 105V106H111ZM14 106V107H15ZM45 106H47V107H45ZM50 106V107H49ZM108 106H109V108H108ZM137 106V107H136ZM223 106V107H222ZM231 106V107H230ZM2 107L3 106H1V109H2ZM131 107H132V109H131ZM221 108H222V110H221ZM10 109V108H9ZM237 111L236 113H238L237 114V116L239 117H237V116H235V114H233L235 117H232L231 116V112L233 113H235V111ZM87 110H89V111H87ZM136 110H139L138 112L136 111ZM255 110H256V108H255ZM5 112H7V113H9L8 115H7V113L5 114ZM171 112V113H170ZM3 113V115L6 117V119H10V118H12L11 120H14L13 118H15V122L16 123H19L21 126L23 125V124H25L24 122H22V121H24V120H20L19 118H20V116H19V118H18V120L16 119V117H14V116H12V112H8V110H5V111H3L2 112ZM84 113H86V115L84 114ZM142 113H141V115H142ZM170 113V114H169ZM228 113L230 114V117L228 118V117H225V119H227L228 121H226L225 119H224V121H222L221 119H219V118H221V117H218V116H220V115H223V114H226L225 116H229L228 115ZM11 114V115H10ZM13 114H15V112L13 113ZM45 114H47V117H45L46 115ZM137 114V115H136ZM165 114V115H164ZM167 114V115H166ZM241 114H243V113H241ZM257 114V113H256ZM3 115H2V117H3ZM18 114L16 113V115L15 116H17ZM42 115L44 116L43 118H42ZM97 115V116H98ZM139 115H140V113H139ZM158 115V116H157ZM86 116V117H85ZM161 117L162 118V116H163V119H165L166 121H167V125L169 126V124H170V122L169 121H171V125H172V128H173V130L175 131V132H177L176 134L178 135V140H176V141H172V139H170V133H171V129L169 130V128H170V126L168 127H166V124L164 123V125H163V127H160L158 130L159 131H161V132H159L158 130L157 131H154V129H156L155 127H153V126H155V123H156V121H157V117ZM165 116V117H164ZM167 116L169 117V119L167 118ZM247 118H245V117ZM255 116V115H254ZM262 119L264 120V108H263V112H262ZM5 117H3V118H5ZM10 117V118H9ZM18 117V116H17ZM48 117V118H49ZM147 117V118H146ZM232 117V118H231ZM248 117H250V118H248ZM42 118V119H41ZM84 118V119H83ZM154 118H155V120H154ZM171 118V119H170ZM234 118H235V120H234ZM21 119H23V118H21ZM175 119V120H174ZM232 119V120H231ZM242 119V120H241ZM43 120V121H44ZM153 122H152V121ZM174 120V121H173ZM217 120V121H216ZM249 120V121H248ZM26 121V120H25ZM51 121H53V120H51ZM84 121V122H83ZM104 121V122H103ZM123 122V126H124V124H125V126H124V128H122L123 126H120L121 125V123ZM143 123H142V122ZM173 121V122H172ZM222 121V122H221ZM232 121V122H231ZM82 122V123H81ZM142 123V125H141V123ZM149 122H150V124H149ZM169 122V123H168ZM231 122V123H230ZM249 122V123H248ZM27 123V122H26ZM84 123H87V124H84ZM222 123V124H221ZM264 123V122H263ZM18 124V125H19ZM100 124V125H99ZM26 125V124H25ZM72 125V126H71ZM92 125H95V126H92ZM21 126H19V127H21ZM29 126V125H28ZM37 126H40V125H37ZM144 126V127H143ZM153 128H152V127ZM231 128L232 127V129L234 130V131H236V133L238 132H240V133H243V134H241V135H239L238 133V135L239 136H241L240 138H238L237 140H234V142H233V145H231V143H232V139L231 140H229L230 138H228L227 139V133L226 132H228V131H226V130H228V128ZM254 126V125H253ZM226 127V128H225ZM252 127V128H251ZM25 128V127H24ZM23 128V129H24ZM82 128V129H81ZM168 128V129H167ZM195 128V129H194ZM26 129V128H25ZM24 129V130H25ZM28 130H30V132H28V131H25V132H23L22 133V130H21V132H19V134L20 135H18L17 137L18 138H20L21 137V141H25L26 139V136H25V134L26 135H29L30 134V139L32 138H35L36 136H34L33 137V135H36V134H33L34 132H31V131H33L32 130V127H30V129L29 128H27ZM123 129V130H122ZM140 129V130H139ZM153 129V130H152ZM194 130V133L192 132L193 130ZM231 129V130H232ZM149 130V131H148ZM139 131V132H138ZM146 131H148V132H150V133H148V132H146ZM155 132V133H157V135H155V133H153L152 134V132ZM197 133H196V132ZM223 131H225V133H226V136H225V133L223 132ZM251 131V132H250ZM263 131H264V124H263ZM28 132V133H27ZM133 132H135V133H133ZM138 132V133H137ZM192 132V133H191ZM222 132H223V134H222ZM137 133V134H136ZM147 133V134H146ZM250 133H252L251 134V136H250ZM0 134H5V129L3 128V127H1V125H0ZM17 134H18V132H17ZM24 134V135H23ZM31 134H32V136H31ZM133 134V135H132ZM136 134V135H135ZM150 134V135H149ZM190 134V135H189ZM196 134H199V135H197V137H195V135ZM51 135V136H50ZM130 135V136H129ZM150 137H149V136ZM222 135H223V137L225 136L226 137V139H224L223 137H222ZM23 136V137H22ZM156 136H158V137H156ZM198 136H199V138H198ZM243 136H245V137H243ZM249 136V137H248ZM25 137V138H24ZM28 137V139H29V136H27ZM66 138V139H64V138ZM73 137V138H72ZM154 137V138H153ZM223 139H222V138ZM243 137V138H242ZM54 138V139H53ZM77 139V142L78 143H82L81 145H83V146H81V148H80V152H77L76 153V160H79V164H72L71 163V161L69 160V161H65V160H63L62 159V157H61V153H59L58 151H57V149H59L60 150V148L61 149H64V148H62L65 144V147H67V144L69 143V142H73V140H75V139ZM166 139L167 141V143L166 144H164V145H159V140L160 139ZM192 138H194L193 140H192ZM198 138V139H197ZM241 138L243 139V140H241ZM246 138V139H245ZM27 139V140H28ZM157 139V140H156ZM249 139H251V141L249 140ZM263 140H264V136H263V138H262ZM26 140V141H27ZM58 140V141H57ZM64 140V141H63ZM69 140V142H67ZM201 140V142L203 143V145H204V147L205 148H203V146H202V144H198V142ZM223 140V141H222ZM226 140H228V141H226ZM239 140V141H238ZM242 142H241V141ZM57 141V142H56ZM66 141V142H65ZM182 141V142H181ZM189 141V142H188ZM190 141H193V143L194 144H192V142H190ZM222 141V142H221ZM53 142V143H52ZM55 142V143H54ZM75 142V141H74ZM177 142V143H176ZM184 142V143H183ZM229 142V143H228ZM238 142V143H237ZM240 142V143H239ZM262 142H264V141H262ZM180 143V144H179ZM188 143H189V145H188ZM190 143H191V145H190ZM200 143V142H199ZM52 144H56L55 145V147L58 145L60 148H57L56 147V149H54L55 147H49L48 145H50V146H52ZM133 145L134 146V148L135 149H133L134 150V152H133V150H130L129 148H128V146L129 145ZM184 144V145H183ZM195 144H196V146H195ZM198 144V145H197ZM219 144V145H218ZM227 144V145H226ZM236 144V145H235ZM239 144V145H238ZM193 145V146H192ZM226 145V146H225ZM233 146L232 148H231V146ZM245 145V147H243ZM80 146V145H79ZM180 146H181V148H180ZM187 146V147H186ZM239 146V147H238ZM240 146H242V148L240 147ZM250 146V147H249ZM47 147V148H46ZM127 147V148H126ZM179 147V148H178ZM185 147H186V149H185ZM196 147H198V148H200V147H202V150L203 149H206V151L208 152V155H212L213 157H214V159L217 157L218 158V160H214V159H211V161H210V159L207 161V159L204 161V158H203V156H199V152L198 153H196L198 150L200 151V149H197ZM229 147V148H228ZM53 148V149H52ZM68 148H70V149H68ZM68 148H66V150L68 151V153H70V154H73L74 153V149H72L71 147H69L68 146ZM183 148V149H182ZM188 148H189V151H187L188 150ZM194 148V149H193ZM235 148V149H234ZM52 149V150H51ZM130 151H129V150ZM192 149V150H191ZM197 149V150H196ZM228 149H229V152H228ZM248 149V150H247ZM54 150V151H53ZM56 150V151H55ZM182 150V151H181ZM185 150V151H184ZM225 150H227V152L230 154H228ZM231 150V151H230ZM232 150H233V153H231L232 152ZM129 151V152H128ZM36 152L34 153V154H36ZM55 152V153H54ZM61 152V151H60ZM183 152V153H182ZM191 154H190V153ZM204 152H205V150H204ZM222 152H223V154H222ZM41 153V154H40ZM189 153V154H188ZM224 153H227V154H224ZM183 154V155H182ZM186 154V155H185ZM197 155V157H196V155ZM219 154V155H218ZM233 154H236V156H234ZM49 155V156H48ZM180 155V156H179ZM227 155V156H226ZM241 155V156H240ZM182 156V157H181ZM187 156H190V158H192V165H191V167H189V169L188 168H186L185 167V163H186V159H188L189 157H187ZM226 156V157H225ZM233 156V157H232ZM29 155H22L21 156V158H24V160L26 159V160H28V159H30V158H34V156H32V157H30ZM28 158V159H27ZM189 158V159H190ZM216 158V159H217ZM221 158V159H220ZM242 158V159H243ZM49 159V160H48ZM237 159V158H236ZM244 159L243 160H241L240 159V161L242 162H245L244 161ZM212 160H214L213 162H212ZM220 160V161H219ZM65 161V162H64ZM182 161V162H181ZM197 161V162H196ZM224 161V162H223ZM236 161H239L238 159L236 160ZM206 162V163H205ZM211 162L213 163V164H211ZM215 162V163H214ZM217 162V163H216ZM241 162H239V163H241ZM18 163V162H17ZM17 163H15V161L13 160L11 163H10V165H11V169L12 168H15L18 164ZM184 163V164H183ZM238 163V162H237ZM205 164V165H204ZM220 164V165H219ZM241 164H243V163H241ZM212 165V166H211ZM218 165V166H217ZM239 165V164H238ZM19 166V165H18ZM17 166V167H18ZM215 168V169H214ZM219 169V171H218V169ZM10 169V170H11ZM214 169V170H213ZM234 169H236L235 167H234ZM263 170H264V168H263ZM218 171V172H217ZM227 171V172H226ZM248 171V170H247ZM64 172H68V176L70 177V181H69V179H68V176H64V175H62ZM250 172V171H249ZM59 174H61V175H59ZM223 174V175H222ZM226 175V176H225ZM99 176V177H98ZM225 176V177H224ZM65 177H67V178H65ZM241 179H240V178ZM249 177V178H248ZM13 178H11V176L8 174V175H6V176H3L2 177V179H1V181L3 182V185H4V187L6 188V190H8V193H13V190H11L10 188L12 187L13 188V185H12V180ZM65 179H68V180H65ZM242 179V180H243ZM245 179H244V181H245ZM227 180H229L232 184V186H234L233 187V191H234V193H231L230 192V189H227V187H224V183L227 181ZM240 180V181H239ZM202 181V182H201ZM229 181H227V182H229ZM233 181V182H232ZM74 183V184H73ZM203 184H206V187L208 188V189H206V187H203ZM236 184V185H235ZM61 186V187H62ZM77 186H79L78 188H77ZM134 186L136 187V188H134ZM193 187V188H192ZM196 187V188H195ZM239 187V188H238ZM144 188H146V190L144 189ZM195 188V189H194ZM182 189V190H181ZM203 189H206V191L205 190H203ZM185 192H184V191ZM243 192V193H242ZM179 193H181V194H179ZM188 193H190V194H188ZM241 193L244 195V196H246V194H244V193H246L245 191H241ZM156 197V198H155ZM155 198V199H154ZM222 198V200H220ZM126 199H128L127 201H126ZM31 200H32V196H31V194H28L27 192L25 193V196H23V197H21V199H18L16 202H18V203H22V204H25V203H28V202H31ZM157 200V201H156ZM217 200H219V201H217ZM34 201H35V199H34ZM120 201V200H119ZM130 201V202H129ZM32 202H33V200H32ZM46 202V200L43 198L42 199V201L41 202H37L36 201V203L35 204H38V205H42V204H44ZM97 203V204H96ZM175 207V208H174ZM156 210V212L155 211H153L154 212V215L152 214V213H150V212H148V213H150V215H148V213L146 212V211H148V209L147 208H145V206H143V205H140V204H138V203H136L134 206H133V208L131 209V211H130V213L133 215H131L132 216V218L134 217V219H136V221L137 220H139V222L140 221H142V222H140L141 224H143V225H145L144 223H146V225L145 226H148V224L151 222V221H153V219L155 220V221H157L158 222V220L160 219V217L163 215L162 214V211H161V209H155ZM157 210H159L158 212H157ZM230 211V212H229ZM160 213V214H159ZM230 213H231V215H230ZM162 214V215H161ZM203 214V215H202ZM240 216V217H239ZM152 217H153V219H152ZM229 217V218H228ZM236 217V218H235ZM252 217H255L256 219H257V221H258V223L257 224H255L254 225V223H252L251 222V219L250 218H252ZM144 218V219H143ZM161 218H163V216L161 217ZM233 218V219H232ZM242 218V219H241ZM199 219V220H198ZM239 219H240V221H239ZM145 220H147V221H149V223H147V221H145ZM243 220V221H242ZM249 220V222H247ZM143 221H145L144 223H143ZM159 221H161V220H159ZM240 222V223H238V222ZM138 222V221H137ZM237 222V223H236ZM251 222V223H250ZM213 223V224H212ZM212 224V225H211ZM240 224V225H239ZM246 224H248L247 226H246ZM250 224V225H249ZM252 224L254 225V226H252ZM259 225H260V227H259ZM228 226V227H227ZM234 226V227H233ZM252 226V227H251ZM183 227V228H182ZM207 227L205 228V229H207ZM239 227V228H238ZM241 229V228H240ZM261 229H264V227L263 228H261ZM180 230H182V232H180ZM184 230V231H183ZM201 231H203V232H201ZM261 232H260V235H262L261 233H262V231H264V230H260ZM201 232V233H200ZM181 234V235H180ZM264 234V233H263ZM186 236H188V237H186ZM264 235H262V237H263ZM261 236H260V239L259 240H261L260 242L261 243H263L264 244V242H263V238H262ZM176 240V241H175ZM177 242H178V244H177ZM198 242V243H197ZM169 244V243H168ZM169 244V245H170ZM174 246H173V245ZM186 245V246H185ZM196 245V246H195ZM262 246H264V245H262ZM196 247V248H195ZM181 248H183V249H181ZM187 248V249H186ZM195 249H197L196 250V252H195ZM189 250V251H188ZM188 251V252H187ZM191 252V253H190ZM228 263V262H227ZM226 263V264H227ZM224 264V263H223Z\"/></svg>",
  "mask_w": 264,
  "mask_h": 264
}]
</instances>
